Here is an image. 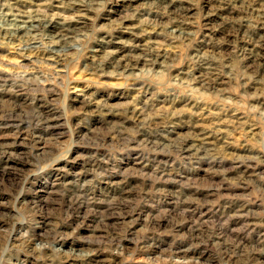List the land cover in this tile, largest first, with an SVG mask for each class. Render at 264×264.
Wrapping results in <instances>:
<instances>
[{
    "label": "clouds",
    "instance_id": "9594fccd",
    "mask_svg": "<svg viewBox=\"0 0 264 264\" xmlns=\"http://www.w3.org/2000/svg\"><path fill=\"white\" fill-rule=\"evenodd\" d=\"M0 264H264V0H0Z\"/></svg>",
    "mask_w": 264,
    "mask_h": 264
}]
</instances>
